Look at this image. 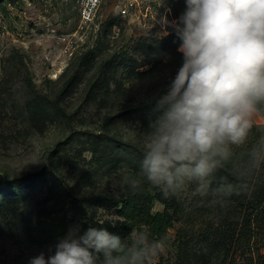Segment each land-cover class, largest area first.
<instances>
[{"label":"rangeland","instance_id":"1","mask_svg":"<svg viewBox=\"0 0 264 264\" xmlns=\"http://www.w3.org/2000/svg\"><path fill=\"white\" fill-rule=\"evenodd\" d=\"M3 1L0 264H29L73 224L83 223L86 228L96 223L111 232L117 222L124 221L113 202L130 191L122 178L139 172L144 133L154 119V98L166 89L176 70L168 68L147 79L134 78L132 72L150 68L149 45L162 38L156 21L164 12L165 0H139L138 11L129 17L118 14L117 0H104L96 25L76 33L71 51L62 39L75 33L77 0ZM168 6L177 16L174 2L170 0ZM111 21L117 26L110 27ZM27 73L34 87L21 78ZM93 83L98 85L90 95ZM34 92L58 100L61 111L51 110V118L40 114L31 118L25 102ZM257 121L264 124V117ZM104 147L110 155L99 161V149ZM253 172L239 179L231 176L236 181L232 195L252 189L248 180ZM147 186L153 193L165 194ZM194 188L192 184L178 195L165 194L173 204L169 212L174 226L162 236L143 225L126 237L146 229L152 238L166 239L168 248L157 264H244L246 257L260 264L264 236H254L245 257L238 249L225 259L219 241L206 245L205 234L225 223L240 232L248 219L233 199L194 197ZM165 208L159 199L153 212ZM59 210L67 215L65 229L57 232L56 228L55 236H49V215ZM252 229L256 231L254 224Z\"/></svg>","mask_w":264,"mask_h":264},{"label":"clouds","instance_id":"2","mask_svg":"<svg viewBox=\"0 0 264 264\" xmlns=\"http://www.w3.org/2000/svg\"><path fill=\"white\" fill-rule=\"evenodd\" d=\"M169 3L156 23L178 41L179 67L154 98L140 170L122 182L133 193L149 185L178 195L194 184V197L227 198L236 186L213 187L219 170L239 179L264 166V130L254 136L264 116V0H183L179 16ZM167 248L146 229L122 238L76 223L29 264H157Z\"/></svg>","mask_w":264,"mask_h":264},{"label":"trees","instance_id":"3","mask_svg":"<svg viewBox=\"0 0 264 264\" xmlns=\"http://www.w3.org/2000/svg\"><path fill=\"white\" fill-rule=\"evenodd\" d=\"M2 2L4 1L0 0V6ZM174 6H176V14L179 16L184 8L183 0H175ZM109 25L110 27L117 26L115 21H111ZM177 46L178 41H176V38L173 35H170L165 39H153L149 45L150 60L147 63L150 68L144 71L133 69L132 72L134 74V78H151L164 72L168 68L176 70L180 63V55L176 52ZM164 52L170 54L173 59L166 60L163 56ZM21 78L27 86L34 87L28 73L26 76ZM71 80L74 81V78ZM97 85V83H93L90 86V95L96 91ZM4 86L7 85L4 84ZM106 87L108 90L109 86L107 83ZM25 105L31 118H34L36 115L38 116V114L44 116L45 118H51V110L52 113L55 111H61L58 100H51L47 96L39 95L36 92L28 97ZM261 130H264V124H257L256 129H254V136L260 135ZM99 152L101 153L99 154V161L104 160L110 155L107 147L100 148ZM216 174L217 178L213 181V187L219 185L220 183H232L234 185L236 182H233L231 177L233 176V173L228 169L219 170ZM249 179L251 182L249 180L248 182L254 185L252 189L243 188L244 190H241L242 192L240 194L235 196L231 195L229 197L230 200L233 199V202L237 207L244 211V214L248 219L241 227L240 232L232 227L231 224L225 223L221 228H216L208 235H204L203 241L206 245L213 244L214 240L221 243L222 253L224 254L225 259H227L231 251H236L238 249L241 250L242 256L245 257L248 248L251 247V240L254 239V236H264V166H262L261 169L254 171L253 174L250 175ZM169 198L170 197H167L162 192L153 193L150 188L145 185L142 190L136 193L129 191L125 197L115 199L113 206L118 208V214L120 217L124 218V221L117 222L113 229L110 228V230H112L111 232L125 238L134 228L145 225L149 227L156 236H162L167 230L174 226L173 217L169 212L170 206H173V204L170 203L171 199ZM159 199L166 205V208L163 211L153 212L154 203ZM198 201L199 200L197 199L196 203ZM60 211L61 210L55 214L49 215V232L47 233L49 236H55L54 231L56 228H58L57 232L65 229L64 226L67 221V215L62 214ZM253 224L256 227V231L252 229ZM90 227L100 228L102 225L94 223V225ZM258 256V263L264 264V255L259 254ZM249 262L250 264L254 263V259L246 257L244 264H249Z\"/></svg>","mask_w":264,"mask_h":264},{"label":"built area","instance_id":"4","mask_svg":"<svg viewBox=\"0 0 264 264\" xmlns=\"http://www.w3.org/2000/svg\"><path fill=\"white\" fill-rule=\"evenodd\" d=\"M104 0H77L79 21L72 35H65L62 39L65 42L66 50L71 51L75 47L76 40L74 39L76 33H86L96 25L98 12ZM117 12L121 17H129L139 9V0H117Z\"/></svg>","mask_w":264,"mask_h":264}]
</instances>
